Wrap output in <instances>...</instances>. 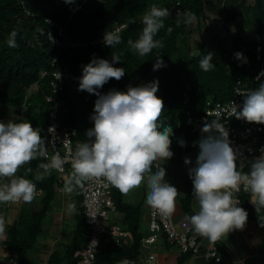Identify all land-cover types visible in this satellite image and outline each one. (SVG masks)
I'll return each instance as SVG.
<instances>
[{
    "label": "trees",
    "instance_id": "trees-1",
    "mask_svg": "<svg viewBox=\"0 0 264 264\" xmlns=\"http://www.w3.org/2000/svg\"><path fill=\"white\" fill-rule=\"evenodd\" d=\"M68 1L74 6L82 2ZM153 4L166 7L171 13L166 18L165 28L157 36L158 39H163L165 46L140 57L130 49L127 41L138 39L143 28L142 17ZM176 7H180L181 12L190 10L198 17V22L194 24L200 42L198 48H192L191 25H176ZM219 11L222 13L220 16L227 22L223 26V33L230 46H226L224 39L216 38L217 49L214 51L204 43L203 34L207 31L206 23L218 20L219 17L207 12L206 0H91L83 3L82 9L72 16L62 0H0V118L5 116L6 110L22 116L23 109H26L25 117L20 119H27L34 127H40L46 141L47 114L51 104L46 102L45 97L53 94L62 102L58 112L60 122L63 126L75 128V140L85 142L86 130L94 126L90 116L97 97L94 96L89 103H84L77 92L65 89L53 93L49 78H42L41 73L66 68L81 77L82 65H87L94 57L111 61L113 56H117L120 62L114 66L125 68L126 75L120 81L111 79L100 91L105 94L112 89L126 91L129 86L137 87L159 81L157 95L163 99L165 105L161 120L170 123L174 131V157L160 162L176 165L184 173L186 196L181 200V206L183 213L190 217L195 214L191 208L194 199L193 186L184 161L187 155L199 150L193 146L202 134L197 129L195 119L213 104L226 103L233 99L237 80L241 81L242 88H257L261 83L254 79L262 65L255 57L257 42L254 35L260 37L264 57V0H224ZM47 19L54 21L57 27H63L67 42L76 44L77 47H70L67 42H59L57 29L50 27ZM240 20L243 26H240ZM169 27L172 28L171 33L167 31ZM116 28L120 29L122 43L112 48L105 46V32ZM12 31L18 33L15 48L7 45ZM89 41H98V44L79 47L83 42ZM195 51H199L201 55L214 53L213 63L216 67L209 72L202 71L199 67V55L195 56ZM237 52L242 53L247 62L237 60ZM54 56L57 61L52 65ZM158 58L163 59L165 67L154 71L153 67ZM181 139L186 141L185 147L180 146ZM40 160H34L22 167L18 176H25L26 169L30 167L33 172L26 178L34 179ZM152 170L154 172L155 167ZM70 171L71 168L68 167L67 176ZM55 174L52 172L44 180L36 182L37 189L43 191L41 210L31 214L30 218L25 211H21L19 214L25 215L19 216L12 229L7 232L5 243L7 248L16 250L19 254V264H28L29 249L41 233V222L56 194ZM111 188L116 209L125 216L122 227L130 231L133 242L113 248L108 244L105 250L99 249L96 264H109L105 261L106 254L113 255L110 264H118L125 258L132 260L136 258L140 247L138 209L125 204L121 192L112 186ZM75 196L78 203L71 243L63 252L56 250L51 253L48 264H77L73 257L74 252L86 242L87 227L84 223L81 190L75 191ZM246 197L244 207L249 211Z\"/></svg>",
    "mask_w": 264,
    "mask_h": 264
},
{
    "label": "clouds",
    "instance_id": "clouds-1",
    "mask_svg": "<svg viewBox=\"0 0 264 264\" xmlns=\"http://www.w3.org/2000/svg\"><path fill=\"white\" fill-rule=\"evenodd\" d=\"M170 15L168 8L153 4L142 17L143 28L138 39L127 41L130 49L140 57L163 49L164 41L157 36ZM175 22L177 26L192 25L198 22V17L185 10L176 13ZM167 31L171 33L172 28ZM17 35L16 31L10 33L7 40L10 48L17 47ZM103 41L105 46L112 48L121 44L122 38L118 30L106 31ZM194 55H199L202 71L209 72L216 67L214 53L201 55L196 52ZM235 58L247 62L242 53H235ZM119 62L117 56L111 61L94 57L90 63L82 65L78 90L97 97L90 116L94 126L86 130V141L79 143L71 155V171L63 191L71 194L99 179L123 195L146 187L145 203L161 216L168 217L174 213L182 193L168 182L166 168L159 163L174 157L173 127L161 120L165 105L157 95L159 81L129 86L126 91L112 89L102 93L100 90L111 79L120 81L126 75L125 68L114 66ZM162 67H165L164 61L158 58L153 70ZM234 115L249 124L264 125V82L244 96L243 104L236 105ZM42 131L27 119L0 121V204L11 203L5 210L17 202L31 204L39 195L36 182L53 171L64 172L67 158L58 152L49 157ZM201 133L200 139L193 144L199 148L195 163L190 158L184 161L198 206L188 219L196 235L215 243L234 231L244 230L248 222L249 213L239 206L236 193H248L257 213L264 209V146L259 149V155L245 157L240 149L233 147L229 131L219 119L205 120ZM179 144L185 147L186 141L181 139ZM41 158L46 162L38 164L34 179L26 178L33 172L30 167L25 176L17 175L22 167ZM67 210L74 213L76 205L69 203ZM4 216L0 215V238L7 231L8 222ZM118 264L135 262L125 258Z\"/></svg>",
    "mask_w": 264,
    "mask_h": 264
},
{
    "label": "built area",
    "instance_id": "built-area-1",
    "mask_svg": "<svg viewBox=\"0 0 264 264\" xmlns=\"http://www.w3.org/2000/svg\"><path fill=\"white\" fill-rule=\"evenodd\" d=\"M68 8L71 16L80 11L83 7V3L91 0H82V2L76 6L69 3L68 0H62ZM175 13L181 12L180 7H176ZM47 24L57 29V36L59 42H67L65 29L63 27H57L56 23L50 19L46 20ZM114 30H120L116 28ZM113 30V31H114ZM257 42L255 57L262 65L258 69L255 75V82H264V76H260L264 73V57L262 56V46L260 44V37L254 35ZM68 43V42H67ZM98 41L83 42L79 47L96 46ZM70 47H77L76 44L68 43ZM57 61V57L54 56V65ZM41 77L49 78V85L53 89V93L61 92L66 88L76 90L80 93V96L84 103H89L95 95H91L86 91H79V77L66 68L62 70H52L50 72H42ZM260 77V80H257ZM256 88H242L240 80H237L236 87L234 88L233 99L226 103H215L208 107L203 115H200L195 119V124L201 131L205 120L219 119L227 127L230 140L233 147L240 149L243 155L247 158L259 155V149L264 146V128L262 125L249 124L248 122L237 119L234 115L236 105H242L244 96L249 91ZM46 102L51 104V108L47 114V139L46 147L49 153V157L55 153H59L61 157H66L64 164V172H56L57 186L56 192H63L64 174L68 167H71V155L75 150V147L82 143L75 140L77 130L71 126H63L59 120V109L62 102L55 95H48L45 97ZM209 115V116H208ZM0 121H5L0 118ZM42 159V162H46ZM236 197L240 200V207L244 208V197L248 196V193L243 191L236 193ZM82 205L84 213V223L87 227L85 232L86 242L83 246L76 249L73 257L76 259L77 264H96V254L102 247L103 241L108 239L110 247L120 246L123 241L130 238L129 232L125 231L118 224H110L112 215L117 213L116 205L113 199V192L110 185H108L103 179L93 180L86 184L85 189L81 191ZM9 204H0V209L7 208ZM0 215L4 216V211L0 212ZM5 217V216H4ZM149 235L143 239L144 244L151 245L158 241L162 236L166 237L169 244L176 246L182 254L189 257V264H199L197 261L198 254L200 253V240L191 228L179 229L176 225L173 215L163 217L161 214L152 208L149 210ZM204 259L205 264H211L212 262H218L220 257L218 255L215 246L209 247L201 256ZM134 261L136 264L135 260ZM0 264H19V254L13 252L11 249L2 246L0 241Z\"/></svg>",
    "mask_w": 264,
    "mask_h": 264
},
{
    "label": "crops",
    "instance_id": "crops-1",
    "mask_svg": "<svg viewBox=\"0 0 264 264\" xmlns=\"http://www.w3.org/2000/svg\"><path fill=\"white\" fill-rule=\"evenodd\" d=\"M25 114L26 109H23L21 114L22 116L9 110L3 117L5 119L4 122H7L9 120L19 121L21 117H25ZM40 163H42V159L40 160ZM20 170L18 171V173L20 172ZM55 176L57 178L56 174ZM67 177L68 176L65 173L64 183ZM143 189L146 190V187H143ZM38 191V197L31 204L17 202L13 204L10 208L8 207V209L6 210L0 209V212H5L6 219L7 213H9L10 211L13 212L10 219H7L8 224L5 236L3 238H0L3 247H8V245H6L5 243L8 238V230L12 229V226L14 225L16 219L19 216L25 215L23 213L19 214L21 211H25L28 214L27 217L30 218L31 214L38 213L41 210L40 206L43 197V191L40 189H38ZM129 195L130 193H128L127 195L122 194V200L127 205H131L134 208L137 207L139 212V216L137 217L138 233L141 236L138 253L136 255V258L132 260H135L136 264H189V257L185 254H182L176 246L169 244L166 240V237L164 236L160 237L156 243L151 245H146L142 243L143 239L148 237L149 235V229L147 225L149 222L150 207L145 203V194L143 196ZM185 196L186 192L184 193L183 197H178L176 209L174 213H172V215L179 229L191 228L193 230L192 225L190 224V221L188 219L189 216L185 215L182 211L181 200L184 199ZM77 201L78 198L75 196V192L71 194H67L64 191L61 193L56 192L55 197L51 202L49 209L46 213V216L41 222V233L39 235L45 233L47 237H45V239L43 238V240H38L37 238L34 245L29 249V258L32 257L31 255H35L34 258H38L37 264H48L49 256H51V253L66 246V244H62V246L60 247L55 246V244L59 245V243L62 241V237H64V219L66 217L74 216V219L76 220V211L74 213L69 212L67 210V205L69 203H74L77 208ZM246 201V204L249 207V211L246 210L249 213V218L244 230L234 231L230 233L228 237H225L215 243L210 242L207 238L198 236L201 247L197 259L199 264H205V261L203 258H201V256L209 247L212 246H215V248L217 249L220 259L218 262H212L211 264H237V262H240V264H264V209H261L260 212L257 213L255 207L250 202V195L246 197ZM15 207L16 209H14ZM191 208L194 212L198 209L195 198L191 202ZM112 216L113 218H111L112 220L110 221V224H118L122 227V223L124 221L123 219L125 217L124 214L119 213L117 211V213ZM73 230L70 232L71 237ZM125 231L129 232L130 238L123 241L121 245H130L133 242V237L130 231ZM70 238L67 244L70 242ZM41 242L43 243V246L40 244ZM108 242L109 240L105 239L100 250H105V248H107L108 246ZM38 244L41 246H39ZM48 244H52L54 245V247L49 248ZM41 249H43V251H41ZM12 251L16 252V250ZM112 259V254L105 255V261L107 263L110 264ZM28 263L32 264L31 262H29V260ZM35 263L36 262L33 261V264Z\"/></svg>",
    "mask_w": 264,
    "mask_h": 264
},
{
    "label": "rangeland",
    "instance_id": "rangeland-1",
    "mask_svg": "<svg viewBox=\"0 0 264 264\" xmlns=\"http://www.w3.org/2000/svg\"><path fill=\"white\" fill-rule=\"evenodd\" d=\"M222 3H224V0H206V7H207V12L217 16L218 15V20H214V21H208L206 23V27H207V31L204 32L203 34V40L204 43H206L207 47L210 48L211 50L216 51L217 49V44L215 42L216 38L217 39H224L226 46H230L227 37L225 36V34L223 33V26L225 24H227V22H225V20L223 19L222 13H220L219 9H221V5ZM243 22L240 20L239 24L240 26H243L242 24ZM191 29L193 30L192 33H190V41H193L192 44V48L196 49L199 47L200 42L198 41V34L196 33L194 24L191 25ZM9 110H6V112H8ZM198 151L191 153L189 155H187L186 158H190L193 161V164L195 163V160L197 158L198 155ZM161 166H164L166 168V172H167V177L166 179L168 180L169 183H171L173 186H175L182 194L179 197H183L184 193H185V186H184V173L182 172V170L177 167L176 165L173 164H166L165 162H159ZM156 170V169H155ZM154 170V171H155ZM146 192L147 189L144 190L143 187L141 188H137V189H133L132 191H130V195L131 196H140V195H144L146 196ZM129 195V196H130ZM146 199V198H145ZM16 209V207L14 208ZM12 211H10L9 213H7V219H10L11 215H12ZM67 215V214H66ZM113 218V216L111 217ZM64 237H62V241L59 243V245L55 244V246H62V244H66V246L71 243V231L75 228V224H76V220L74 219V216H70V217H66L64 219ZM149 225V222H148ZM147 225V227H148ZM143 231V230H141ZM46 234L42 233L41 235L38 236V240H43V238L45 239ZM70 238V242L67 244L68 240ZM43 246V243H40ZM39 245V244H38ZM39 245V246H41ZM37 246V245H36ZM35 246V248H36ZM66 246L64 248H60L59 251H64ZM49 248H53L54 245L52 244H48ZM34 250V249H33ZM41 251H43V249H41ZM30 253V252H29ZM33 253V252H31ZM36 254V253H34ZM29 255V254H28ZM32 257L29 258L28 260L29 262H31L33 264V261L36 262L35 264H37L38 262V258H34L35 255H31ZM30 264V263H28Z\"/></svg>",
    "mask_w": 264,
    "mask_h": 264
},
{
    "label": "water",
    "instance_id": "water-1",
    "mask_svg": "<svg viewBox=\"0 0 264 264\" xmlns=\"http://www.w3.org/2000/svg\"><path fill=\"white\" fill-rule=\"evenodd\" d=\"M228 15H230V13H228ZM196 52L199 53V51H195L194 53H196ZM196 56H197V55H196Z\"/></svg>",
    "mask_w": 264,
    "mask_h": 264
}]
</instances>
